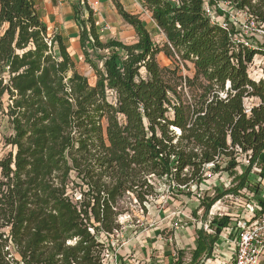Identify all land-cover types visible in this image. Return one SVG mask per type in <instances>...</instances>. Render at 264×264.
Segmentation results:
<instances>
[{"label": "trees", "instance_id": "obj_1", "mask_svg": "<svg viewBox=\"0 0 264 264\" xmlns=\"http://www.w3.org/2000/svg\"><path fill=\"white\" fill-rule=\"evenodd\" d=\"M141 1L162 45L116 0L135 43L103 41L87 0L74 6L91 85L33 0H0V123L12 129L0 158V264H103L101 236L121 230L125 198L145 210L165 181L173 196L201 191L206 215L247 186L264 154V79L249 72L264 44L235 42L244 19L226 16L223 28L208 0ZM227 1L264 26V0ZM213 177L236 185L208 195ZM215 224L214 236L198 231L193 264L230 220Z\"/></svg>", "mask_w": 264, "mask_h": 264}, {"label": "crops", "instance_id": "obj_2", "mask_svg": "<svg viewBox=\"0 0 264 264\" xmlns=\"http://www.w3.org/2000/svg\"><path fill=\"white\" fill-rule=\"evenodd\" d=\"M33 1L40 16L48 26L50 34L58 32L62 35L67 42L72 57L81 53L80 28L75 20L74 9V6L81 3V0ZM116 1L131 14L142 18L143 13H145L151 17V14L143 8L141 0ZM134 2L136 3L133 4ZM87 3L94 12L97 29L103 41L114 39V32L122 26L129 28L133 34L131 44L136 42L134 40L136 38L135 30L121 18L115 6V0H87ZM221 18L217 14V21H221ZM253 38L256 41L258 39L257 35ZM261 42L264 43V40ZM239 168L237 171L242 174L246 171L247 165L242 171H239ZM250 175L249 182L243 190L237 194H228L222 197L206 215L204 208L201 207V199L195 196L176 195L181 196L182 203L187 205L183 207L184 215L182 216L184 219L178 213L155 212L157 220L154 224L148 228L129 232L127 242L117 250L118 264H193V252L197 247L198 231L203 229L209 235H216L217 225L215 222H219L223 218L230 220V226L220 228L218 240L214 244L211 253H204L196 264H228L235 251L234 240L237 235L236 226L238 221L264 214V154L260 157L259 163L253 167ZM224 179L229 178L224 177ZM208 181L213 182L212 187L208 185ZM218 181L217 177L209 178L202 186L204 187L203 191H207L208 195L212 196H214L215 189L225 191L226 189L215 185ZM242 192H246L249 198H247V202H243L240 206L242 209L240 215L237 217V214L233 213L217 217V213H214L217 209L216 205L221 204L223 198L239 196ZM190 201H197L198 205L191 207L188 204ZM209 229L212 232L208 231ZM103 238L107 241L109 247L115 249V245L110 243L107 237Z\"/></svg>", "mask_w": 264, "mask_h": 264}, {"label": "rangeland", "instance_id": "obj_3", "mask_svg": "<svg viewBox=\"0 0 264 264\" xmlns=\"http://www.w3.org/2000/svg\"><path fill=\"white\" fill-rule=\"evenodd\" d=\"M134 2L133 4H135ZM135 7V6H134ZM139 9V7H138ZM223 16V15H220ZM228 16V15H227ZM141 18V17H140ZM141 20L144 22L146 28L151 34V37L153 41L156 44L162 45L164 41L166 40L165 36L161 33L155 22L152 20V18L143 13V16ZM55 32H52L54 34ZM252 33H255L257 35L258 39L252 40L253 36ZM135 35V34H134ZM238 35V34H237ZM248 37H252V48H261L262 44H264V35L259 34L257 31H255L253 28L249 30V33L247 35ZM113 37L115 40L131 44L133 41L132 37L133 34L130 32L129 28L119 27L117 31L114 32ZM247 37V38H248ZM249 39V38H248ZM137 41V37L134 39ZM73 59L76 63L77 70L79 73L84 75L88 78L91 85H94L96 78L94 75L93 70L84 62V58L81 53L73 55ZM158 61L162 66H169L171 64L170 60H168L163 54H160L158 56ZM250 75L255 80L264 79V54H258L255 56L253 64L250 68ZM12 134L11 126L8 122V119L6 117L1 116V123H0V158H2L5 154H7L10 151V147L5 146V138L10 136ZM247 164L243 163L241 164L239 171H242ZM218 179V178H217ZM233 179H220L219 181L215 183L217 187L224 188L226 190L233 187ZM210 187L213 186V182L208 181L207 182ZM158 189H159V197L151 199L148 203H146L145 210L142 209V207L137 204L136 200L127 197L125 198L122 203L121 207L124 210H127L121 217L123 219L121 224V230L115 233L113 236L107 237L108 241L110 243H113L115 245V249L118 250L121 245H124L128 238L127 235L130 231L135 230L138 231L140 229L148 228L150 225L154 224L157 220V215H155V212H171V213H178L180 216L183 214V207L187 206L182 203L181 196H173L168 192V184L165 181L158 182ZM223 186V187H222ZM201 190H204V187L201 188ZM201 194V191L195 192L193 196L196 197V195ZM247 196L246 192H242L239 196H227L222 199L221 204L219 203L216 205L217 209L214 211V213H217V217L228 215V214H237V217L240 215V206L243 202H247ZM191 207H195V205H198L197 201H190L188 203ZM219 206V207H218ZM183 218V216H182ZM184 219V218H183ZM182 223V222H180ZM207 229V228H206ZM105 240V239H104ZM107 242V241H106ZM113 248V247H112ZM185 257V255H184Z\"/></svg>", "mask_w": 264, "mask_h": 264}, {"label": "built area", "instance_id": "obj_4", "mask_svg": "<svg viewBox=\"0 0 264 264\" xmlns=\"http://www.w3.org/2000/svg\"><path fill=\"white\" fill-rule=\"evenodd\" d=\"M231 8L232 4L227 0H214L212 4L208 0L206 3V15L212 22L220 23L223 28L229 27L228 22L223 19L227 15L235 26L238 24V19H244L240 24L242 32L234 35L233 40L239 43L242 42L249 48H252V37L247 36L249 30L253 28L259 34L264 35V26L257 27L254 22L249 21L245 12L239 11L234 14L231 12ZM217 14L223 15L221 16V21H217ZM252 36H255V33H252ZM245 163L248 165V162ZM123 219L120 217L119 221L122 222ZM236 230L237 235L234 240L235 251L228 264H264V214L238 221ZM208 231L212 232L210 229ZM103 237L107 236H101L104 240ZM104 241L106 242V240ZM103 264H118L117 250L109 247V245L103 255Z\"/></svg>", "mask_w": 264, "mask_h": 264}, {"label": "bare ground", "instance_id": "obj_5", "mask_svg": "<svg viewBox=\"0 0 264 264\" xmlns=\"http://www.w3.org/2000/svg\"><path fill=\"white\" fill-rule=\"evenodd\" d=\"M219 207V206H218Z\"/></svg>", "mask_w": 264, "mask_h": 264}]
</instances>
